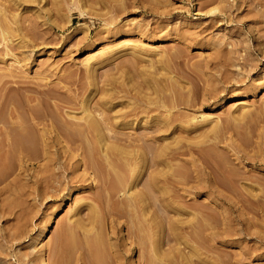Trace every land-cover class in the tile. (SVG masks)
I'll return each instance as SVG.
<instances>
[{
  "label": "rangeland",
  "instance_id": "rangeland-1",
  "mask_svg": "<svg viewBox=\"0 0 264 264\" xmlns=\"http://www.w3.org/2000/svg\"><path fill=\"white\" fill-rule=\"evenodd\" d=\"M0 11V264H264V0Z\"/></svg>",
  "mask_w": 264,
  "mask_h": 264
},
{
  "label": "bare ground",
  "instance_id": "bare-ground-1",
  "mask_svg": "<svg viewBox=\"0 0 264 264\" xmlns=\"http://www.w3.org/2000/svg\"><path fill=\"white\" fill-rule=\"evenodd\" d=\"M0 13H1V11H0ZM4 14V13H3ZM6 18V17H5ZM1 19V18H0ZM7 20V19H6ZM1 22H4V20H2V21H0V23ZM2 24V23H1ZM1 24H0V28H1V30L0 31H3L4 29H3V26L1 27ZM3 24H5V23H3ZM9 25V24H8ZM8 27V26H7ZM5 29H6V27H4ZM3 29V30H2ZM6 31V30H5ZM8 32V31H7ZM3 33L5 34V32L3 31ZM2 33V35H4ZM1 35V36H2ZM6 39V38H5ZM2 49V48H1ZM18 49V48H17ZM2 53V52H1ZM242 101V100H241ZM240 101V105H244L246 102H241ZM104 125V124H103ZM102 126V125H101ZM80 127V126H79ZM105 127V126H104ZM59 128V127H58ZM67 128V127H66ZM83 129V128H82ZM107 129V128H106ZM61 130V129H60ZM21 132V131H20ZM64 132V131H63ZM70 132V131H69ZM25 133V132H24ZM62 133V132H61ZM91 133H92V131H91ZM20 134V133H19ZM28 134H29V132H28ZM31 134V133H30ZM17 135V134H16ZM34 135V134H33ZM81 135H82V133H81ZM15 136V135H14ZM19 137H20V135H19ZM18 137V138H19ZM23 138V137H22ZM13 139V138H12ZM32 139V138H31ZM2 142V141H1ZM12 142H14V141H12ZM88 142V141H87ZM15 144V143H14ZM19 144V143H18ZM90 144V143H89ZM93 144V143H92ZM12 145V144H11ZM25 145H27V144H25ZM16 146V145H15ZM95 147V146H94ZM104 147V146H103ZM122 149V148H121ZM91 150V149H90ZM85 151V150H84ZM12 153V152H11ZM106 155V154H105ZM110 155V154H109ZM32 156V155H31ZM94 156V155H93ZM96 156V155H95ZM123 156H125V155H123ZM136 156V155H135ZM128 157V156H127ZM87 158V157H86ZM96 158V157H95ZM131 159H132V157H131ZM96 160V159H95ZM94 161V160H93ZM114 161V160H113ZM129 161V160H128ZM139 161V160H138ZM95 163V162H94ZM96 164V163H95ZM111 164V163H110ZM131 164V163H130ZM133 164V163H132ZM70 165V164H69ZM122 166V165H121ZM124 166V165H123ZM132 166V165H131ZM97 167V166H96ZM117 167V166H116ZM125 167V166H124ZM114 168V167H113ZM118 168V167H117ZM127 168V167H126ZM97 169V168H96ZM105 169V168H104ZM107 169V168H106ZM109 169V168H108ZM136 169V168H135ZM114 170V169H113ZM112 170V171H113ZM116 170V169H115ZM127 170V169H126ZM95 171V170H94ZM99 171V170H98ZM102 171V170H101ZM105 171V170H104ZM143 171V170H142ZM100 172V171H99ZM130 171H128V173H129ZM113 173V172H112ZM123 173H124V171H123ZM126 173V172H125ZM117 174V173H116ZM102 175V174H101ZM107 175V174H106ZM121 175V174H120ZM116 176V175H115ZM103 178V177H102ZM117 178V177H116ZM116 180V179H115ZM120 180V179H119ZM125 180V179H124ZM123 180V181H124ZM122 181V180H121ZM117 183V182H116ZM122 183V182H121ZM132 184V183H131ZM125 185V184H124ZM115 186H117L116 184H115ZM112 192V191H111ZM129 194L131 195V193L129 192ZM104 196V195H103ZM101 198V197H100ZM112 198V197H111ZM132 198V197H131ZM113 203V202H112ZM128 203V202H127ZM139 203V202H138ZM125 206V205H124ZM96 207V206H95ZM113 207V206H112ZM95 209V208H94ZM122 210V209H121ZM132 211V210H131ZM96 212V211H95ZM132 213V212H131ZM142 213V212H141ZM133 215V214H132ZM99 216V215H98ZM129 217V216H128ZM133 217V216H132ZM54 222H53V220L51 221V223L49 224V225H52ZM132 223V222H131ZM141 228V227H140ZM133 229V228H132ZM131 229V230H132ZM138 230V229H137ZM140 230V229H139ZM148 231V230H147ZM131 232V231H130ZM134 232V231H133ZM133 232H131V233H133ZM131 235V234H130ZM152 235V234H151ZM155 236V235H154ZM136 238V237H135ZM94 239V238H93ZM145 239V238H144ZM96 240H98V239H96ZM72 241L74 242V239H72ZM143 241V240H142ZM106 242V241H105ZM151 243V242H150ZM97 245V244H96ZM151 245V244H150ZM60 247V246H59ZM95 247V246H94ZM98 247V246H97ZM73 248V247H72ZM105 248V247H104ZM151 248V247H150ZM71 249V248H70ZM92 249V248H91ZM63 250V249H62ZM97 251V250H96ZM63 252V251H62ZM100 252V251H99ZM98 253V252H97ZM93 254H95V253H93ZM104 255V254H103ZM105 255H106V253H105ZM96 256V255H95ZM97 258V257H96ZM145 261V260H144ZM106 263V262H105ZM121 264V263H120Z\"/></svg>",
  "mask_w": 264,
  "mask_h": 264
}]
</instances>
